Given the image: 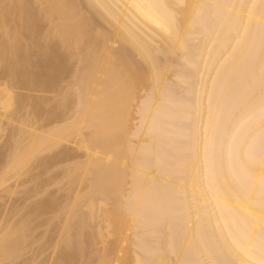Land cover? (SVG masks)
<instances>
[{"label":"bare ground","instance_id":"obj_1","mask_svg":"<svg viewBox=\"0 0 264 264\" xmlns=\"http://www.w3.org/2000/svg\"><path fill=\"white\" fill-rule=\"evenodd\" d=\"M0 67L4 111L54 93L0 122V174L68 180L0 218V264H264V0H0Z\"/></svg>","mask_w":264,"mask_h":264},{"label":"rangeland","instance_id":"obj_2","mask_svg":"<svg viewBox=\"0 0 264 264\" xmlns=\"http://www.w3.org/2000/svg\"><path fill=\"white\" fill-rule=\"evenodd\" d=\"M78 10H79V8H77ZM93 11V12H92ZM80 12V11H79ZM81 17L82 18H88L89 16L91 17V16H93L94 18H95V16H94V10H85V9H83V10H81ZM84 14V15H83ZM92 14V15H91ZM96 23H97V26H99V27H101V31H105V25L99 20H95V25H96ZM101 23V24H100ZM95 25H93V26H95ZM104 25V26H103ZM103 29V30H102ZM0 69L2 70V68L0 67ZM1 72V71H0ZM67 79V78H66ZM65 79V80H66ZM69 79V78H68ZM70 81V80H69ZM69 81L67 80V81H64V82H62V83H60L59 84V86L60 85H65L66 83H69ZM62 87V86H61ZM16 91V92H15ZM13 92H14V94H16L17 93V95H15V96H18L19 98H20V100L23 102V103H21V106H22V108H21V106H18V108L14 105V107H8L7 109L5 108V111H4V106L2 105V103H3V101H4V99H5V94H3V92H1L0 93V97L2 98L3 96H5V97H3L2 99V103L0 104V122H2V120L3 121H5V118L7 117V116H10V113L12 112V111H14V109H16V112L15 113H17V118H26V116H27V118H28V116H29V112H32V110H33V107H31V106H34L33 105V103L35 102L36 103V97L37 98H39V97H41V98H48V99H50V98H52V96H54V93H41V92H36V91H29V90H25V89H18V88H15V90H13ZM20 92V93H19ZM24 92H26V93H24ZM33 92V93H32ZM3 94V95H2ZM18 94H21L23 97H21L20 95H18ZM25 94V95H24ZM22 98H24L23 100H22ZM33 98V99H32ZM30 99H32L33 100V102H32V100H30ZM30 101V102H29ZM5 102H6V100H5ZM31 102H32V104H31ZM6 104V103H5ZM31 104V105H30ZM29 105V106H28ZM25 106V107H24ZM27 106V107H26ZM6 107V106H5ZM32 108V110H31V108ZM14 108V109H13ZM20 108V109H19ZM23 109V110H22ZM20 110V111H19ZM22 110V111H21ZM28 112H27V111ZM19 111V112H18ZM25 112V113H24ZM8 113H9V115H8ZM29 113V114H28ZM26 114H28V115H26ZM5 115V116H4ZM24 115H26V116H24ZM31 115V114H30ZM30 118V117H29ZM31 121V120H30ZM14 124V123H13ZM13 124H12V126H13ZM16 124V123H15ZM10 126V128L12 129L13 127H15V126H18L17 124L16 125H14L13 127L11 126V125H9ZM9 126L8 125H5V126H3V127H6V128H4L5 129V131L3 132L1 129L2 128H0V163L2 162L1 160L5 157V154H7V152H8V147L11 145L10 144V142H9V140H10V134L8 133V132H10V128H9ZM35 127V126H34ZM8 128H9V130H8ZM15 128H17V127H15ZM33 128V127H32ZM31 128V129H32ZM8 130V131H7ZM24 130L26 131V130H28V132L27 133H32L33 131L32 130H29V128H24ZM31 131V132H30ZM7 132V133H6ZM6 134V135H5ZM9 135V136H8ZM9 143V144H8ZM9 145V146H8ZM63 149V148H62ZM61 148H57V150H54V151H52L50 154H45V155H49V156H51V154H53V155H55V154H57V153H59L61 150H62ZM2 150V151H1ZM4 157H3V156ZM45 155H43V156H45ZM2 158V159H1ZM6 159H7V155H6V157L3 159V164H5V162H6ZM36 159V158H35ZM32 165H31V164ZM3 164H1L0 165V167H4V165ZM29 164L31 165V166H33L34 167V169H35V163L31 160V162H29ZM28 164V165H29ZM34 164V165H33ZM3 165V166H2ZM28 165H27V167L24 169V172H22L23 174L25 173V171L26 172H28L29 174H26L25 173V175H23V177L22 176H19V178H16V176L14 177V176H12L11 174H13V173H11V172H9L8 170H6V172H3V173H1L0 175V181L1 180H3V183L2 184H0L1 186H0V218H2L1 220H3V219H5V221H7L10 217H11V219L10 220H12L13 219V221H16L20 216H22V214H24L25 212H26V210L27 209H29L31 206H33L35 203H36V201L38 202H46L47 200H49V199H51V200H53L54 201V204H55V206L57 207L58 206V204H60L62 201H63V199H64V196H62V195H65V193H66V190H67V188H68V180L67 179H64L63 177H62V171H61V168L64 166V164H61V165H56V167L55 168H53V167H51L49 170L48 169H45L44 167H43V169H41V168H39V169H37V171H36V169L33 171V172H30L29 170L30 169H32V167L30 168V167H28ZM37 168V167H36ZM53 168V169H52ZM27 169H28V171H27ZM33 170V169H32ZM42 172H41V171ZM0 171H4V170H1V168H0ZM61 171V172H60ZM34 173V174H33ZM57 173V174H56ZM32 174V175H31ZM62 174V175H61ZM22 175V174H21ZM34 175V176H33ZM53 175V176H52ZM36 176V180H34L32 177H35ZM38 176H40V177H38ZM11 179H10V178ZM29 177V178H28ZM49 177V178H48ZM31 178H32V182L33 183H31L30 181H28L29 179L31 180ZM41 178V179H40ZM5 179V180H4ZM39 179V180H38ZM60 179V180H59ZM15 180H16V182H15ZM34 180V181H33ZM7 181V182H6ZM40 182V184L38 183V182ZM60 181H62V182H60ZM67 181V182H66ZM34 182H35V184H34ZM45 182H47V183H49V182H52L51 183V185H50V183H49V186L47 187L46 186V184L47 183H45ZM16 183V184H15ZM44 183V184H43ZM5 184V185H4ZM12 184V185H11ZM27 185V186H23V185ZM29 184V185H28ZM16 185H17V187H16ZM19 185V186H18ZM22 185V186H21ZM43 185H44V187H43ZM48 185V184H47ZM14 188H13V187ZM39 186H42V188L41 187H39ZM53 186V187H52ZM19 187V188H18ZM22 187H24V188H22ZM38 187V188H37ZM46 187V188H45ZM67 187V188H66ZM18 188V189H17ZM40 188V189H39ZM16 189V190H15ZM27 189H33V190H31V191H33V192H30L29 190V194H28V191H27ZM45 191H44V190ZM24 190V191H23ZM49 190V191H48ZM25 191H26V193H25ZM41 191H44V192H42L41 193ZM5 192V193H4ZM37 192V193H36ZM49 194H48V193ZM61 194V195H59V193ZM22 193V194H21ZM47 193V194H46ZM53 193V194H52ZM54 194H55V196H54ZM40 195V196H39ZM2 196V197H1ZM45 196V197H44ZM48 199H47V198ZM44 198V199H43ZM59 198V199H58ZM63 198V199H62ZM37 199V200H36ZM41 199H43V200H41ZM61 199V200H60ZM6 200V201H5ZM60 202V203H59ZM7 205V206H6ZM31 205V206H30ZM13 208H12V207ZM30 206V207H29ZM16 210V211H15ZM3 211V212H2ZM41 211L43 212L42 214H41V217L39 216L37 219H36V223L39 225L37 228H36V232L34 233V235H33V240L35 241V240H37V241H39L37 244H40V246L43 244V246L46 244V241L52 236H54V235H52L54 232H50V230L52 229V227L49 229V231H48V233H46V235H45V237H46V239H45V237L42 239L41 238V236L43 235V233L42 232H44V230H45V222L47 221V220H49V219H51V218H53V220H54V222H57L58 224L60 223V218H63V216H62V214L61 213H59V211L56 209V210H50V213H49V210H45V208L44 209H41ZM44 211H46L45 213H47V214H45L44 213ZM2 212V213H1ZM15 212V213H14ZM24 212V213H23ZM12 213V214H11ZM3 215V216H2ZM12 215H14V217L12 216ZM19 215V216H18ZM57 216V217H56ZM5 217V218H4ZM16 217H17V219H16ZM8 218V219H7ZM16 219V220H15ZM46 220V221H45ZM56 220H58V221H56ZM44 222V223H43ZM40 231V232H39ZM49 238H48V237ZM40 237V238H39ZM39 238V239H38ZM37 244H36V247L35 246H29L28 247V252L25 254V256H22L21 257V259H20V262H22L24 259H27V258H29V256L31 255V256H37V259L38 260H35L36 262H39L40 261V259H42L41 257H45V258H49V256H50V254H51V248H50V246H49V248H47V246H45L44 247V249L46 248V250H45V252L43 251L42 253V255L40 256L39 255V251H40V249H39V246H38V249H37ZM35 248H36V250H35ZM30 249V250H29ZM49 250V251H48ZM29 253V254H28ZM36 253V254H35ZM38 253V254H37ZM38 255H39V258H38ZM30 256V257H31ZM22 258H24L23 260H22ZM36 259V258H35ZM22 260V261H21ZM49 260V259H48ZM18 262V260L16 261V263L15 264H18L17 263ZM19 262V263H20ZM13 263V264H14ZM34 263V262H33ZM32 263V264H33ZM36 264V263H35ZM48 264H50L49 262H48Z\"/></svg>","mask_w":264,"mask_h":264}]
</instances>
